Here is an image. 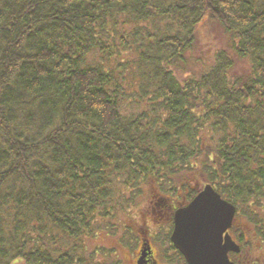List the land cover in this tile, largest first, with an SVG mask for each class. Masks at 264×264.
<instances>
[{"label": "trees", "instance_id": "trees-1", "mask_svg": "<svg viewBox=\"0 0 264 264\" xmlns=\"http://www.w3.org/2000/svg\"><path fill=\"white\" fill-rule=\"evenodd\" d=\"M205 184L264 229V0H0V264H98L140 187Z\"/></svg>", "mask_w": 264, "mask_h": 264}, {"label": "rangeland", "instance_id": "rangeland-1", "mask_svg": "<svg viewBox=\"0 0 264 264\" xmlns=\"http://www.w3.org/2000/svg\"><path fill=\"white\" fill-rule=\"evenodd\" d=\"M206 30V28L204 29ZM215 32V31H214ZM208 34L206 44L202 45L203 50H196L192 56V62L189 69L195 68L198 70H207L213 64V54L217 48L230 45L226 36L215 33ZM197 59H201L202 63H196ZM162 192V193H161ZM187 193V191H180ZM161 193V195H160ZM130 197L129 195H127ZM155 199H159L158 201ZM166 201L168 204H175L178 200L169 194L161 191L160 187L153 185H144L140 187L139 194L136 193L133 203L128 209L119 206L114 218L102 220L93 237L85 239V247L88 254L98 251L96 255V262L98 264H133V260L138 249L136 228L143 224L142 227L146 229L147 238L152 243V248L155 249V258L159 264H183L181 259L173 255L171 243L168 241L169 229L168 222L161 220L159 209H156L154 203L159 201ZM182 206L187 203L185 200L179 201ZM186 203V204H185ZM167 204V203H166ZM167 204V206H169ZM152 206V209H151ZM126 207V206H125ZM149 207L151 211L150 216H143L144 211ZM166 210V208H165ZM167 210L166 212H170ZM107 228V230H105ZM87 254V255H88Z\"/></svg>", "mask_w": 264, "mask_h": 264}, {"label": "water", "instance_id": "water-1", "mask_svg": "<svg viewBox=\"0 0 264 264\" xmlns=\"http://www.w3.org/2000/svg\"><path fill=\"white\" fill-rule=\"evenodd\" d=\"M204 193L209 198L214 197L224 208L216 216L211 234L187 219L189 213L186 211ZM235 211L234 205L223 199L210 184H205L186 206L174 212L170 242L187 264H232L228 253L237 252L238 247L225 231L231 226Z\"/></svg>", "mask_w": 264, "mask_h": 264}, {"label": "flooded vegetation", "instance_id": "flooded-vegetation-1", "mask_svg": "<svg viewBox=\"0 0 264 264\" xmlns=\"http://www.w3.org/2000/svg\"><path fill=\"white\" fill-rule=\"evenodd\" d=\"M158 200L159 199H157V201ZM166 203L168 204L167 201ZM166 203L165 201L160 200L159 203L156 202L154 205L156 209H159L161 212V220L164 219L166 222H168L167 226L169 229V241L173 229V214L178 208L183 206L180 202L168 204L169 206H167ZM168 209L171 211L167 213L166 211ZM150 213L151 211L148 207L142 215H148L149 217ZM143 224H146L145 220H143ZM142 225L136 228V232L138 233L137 243L139 246L136 251L133 264H159L155 258V249L152 248V243L147 238L148 231L144 229ZM225 233L229 235L231 240L238 247L237 252L228 253V258L232 264H264V229L261 228V226L257 227L253 224L249 226L246 224L244 218L242 215H240L236 208L231 226L225 231ZM171 249L173 255H175L178 259H181L183 264H187L182 254L178 252L172 245Z\"/></svg>", "mask_w": 264, "mask_h": 264}, {"label": "snow or ice", "instance_id": "snow-or-ice-1", "mask_svg": "<svg viewBox=\"0 0 264 264\" xmlns=\"http://www.w3.org/2000/svg\"><path fill=\"white\" fill-rule=\"evenodd\" d=\"M224 211L223 205L219 204L214 197L209 198L204 193L188 208V220L194 221L197 226L211 234L213 222L219 213Z\"/></svg>", "mask_w": 264, "mask_h": 264}]
</instances>
